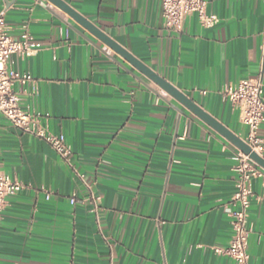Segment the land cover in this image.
<instances>
[{
  "label": "crops",
  "instance_id": "crops-1",
  "mask_svg": "<svg viewBox=\"0 0 264 264\" xmlns=\"http://www.w3.org/2000/svg\"><path fill=\"white\" fill-rule=\"evenodd\" d=\"M64 1L246 139L221 90L260 74L264 85V0H205L219 24L192 15L179 33L161 0ZM2 10L33 45L9 62L35 80L15 86L21 107L65 137L101 201L97 217L67 162L0 115V171L23 184L2 213L0 264H236L215 248L233 235L240 150L49 1L0 0ZM259 137L264 157V121ZM252 187L248 253L264 264V179Z\"/></svg>",
  "mask_w": 264,
  "mask_h": 264
},
{
  "label": "built area",
  "instance_id": "built-area-1",
  "mask_svg": "<svg viewBox=\"0 0 264 264\" xmlns=\"http://www.w3.org/2000/svg\"><path fill=\"white\" fill-rule=\"evenodd\" d=\"M163 8L164 26L167 30L179 33L183 30L189 16L196 15L203 28H214L220 20L217 15L207 12L205 0H161ZM28 27L20 39L10 34L6 22V10L0 12V115L7 119L14 127L24 133L31 134L44 140L51 148L74 170L83 181L88 191L87 200L92 204L93 211L98 217L101 201L87 181L86 175L79 172L73 164L72 151L63 135H54L42 125L41 118L24 110L20 105V97L15 92L17 84L33 85L34 77L29 73L21 74L9 67L13 56L26 58L32 55L33 48ZM262 74L255 78L242 80L237 84H228L221 90L225 101L230 103L239 114V121L247 130L244 140L258 154L262 155V142L259 131L264 121V88ZM205 94V93H204ZM263 156V155H262ZM232 171L236 175V192L232 202L238 210L229 213L233 235L229 245L225 248H215L219 255L227 256L236 264H250L248 253V239L251 234L249 227V210L254 196L253 180L264 179V170L241 151L235 155ZM23 190V184L0 171V220L6 207L7 199ZM48 199L51 194H48ZM264 199V193L260 197ZM71 204H76L78 198L73 194Z\"/></svg>",
  "mask_w": 264,
  "mask_h": 264
},
{
  "label": "water",
  "instance_id": "water-1",
  "mask_svg": "<svg viewBox=\"0 0 264 264\" xmlns=\"http://www.w3.org/2000/svg\"><path fill=\"white\" fill-rule=\"evenodd\" d=\"M63 12H65L69 17H71L76 23L81 25L87 31H89L93 36H95L103 44L111 48L117 54L122 56L127 62L134 66L139 72L145 75L148 79L154 82L160 89L170 95L178 103L184 106L189 112L195 115L197 118L202 120L205 124L227 139L231 144L237 147L242 153L248 155L251 160L257 163L264 170V157L257 152H255L251 146H249L243 139L238 137L235 133L229 130L216 118L208 114L203 110L201 106L190 99L186 94L181 92L167 80L156 74L148 66L138 60L133 54L128 50L120 46L117 42L111 39L107 34H105L98 26L93 24L87 18L78 13L75 9L69 6L64 0H47Z\"/></svg>",
  "mask_w": 264,
  "mask_h": 264
}]
</instances>
